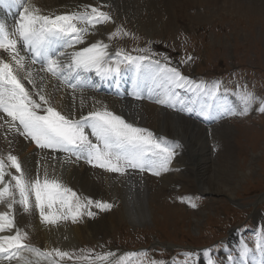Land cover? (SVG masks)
<instances>
[{"label": "bare ground", "instance_id": "6f19581e", "mask_svg": "<svg viewBox=\"0 0 264 264\" xmlns=\"http://www.w3.org/2000/svg\"><path fill=\"white\" fill-rule=\"evenodd\" d=\"M98 1L24 0V3L38 6L42 14L55 16L83 11L82 6L85 5L98 7ZM100 1L107 2L116 8L118 13L119 10L132 11L133 13L140 9H147L149 12L156 11L157 14L153 18V25L156 28L159 25L176 26V22L181 19L193 18L195 15L188 12L191 8L197 11L196 17L206 16L209 10H216L217 5L225 3H230V6L238 11H264V0ZM21 10L22 7L15 5L12 7L0 5V23L5 24L10 31L13 30ZM109 34L105 22L97 24L88 33H85L83 44L76 45L75 50L101 41L108 45L110 53L108 59L112 60L115 58L117 50L108 40ZM73 50L56 47L57 53ZM20 54L31 62L33 53L29 49L20 46ZM0 56L9 59L6 52L0 51ZM59 59L67 63L70 57L61 56ZM163 63L161 62V64ZM31 66L36 87L33 88V85L26 80L23 82L26 88L33 92L35 99H39L35 96L36 89L42 88L43 94L49 99L50 106L72 119H79L81 116H87L90 111L101 110L102 107H106L116 115L122 116L128 123L148 127L152 134H155L156 139H162V143L173 146V150H175L168 170L161 171L160 175L153 174V171L147 168L143 171L139 168H128L125 173L116 174L87 163L85 157L78 160L75 155H69L60 150L42 149L30 138L23 136L16 135L14 142L9 146L5 140L7 133L5 126L0 129V154L6 155L11 148L12 154L18 156L31 178H35L39 174L43 179L45 172H47L49 178L58 179L70 188H84L97 196L106 195L104 197L122 200L123 210L120 208L119 213H110L109 218L116 220L127 218L133 225L144 224L149 219L150 198L154 197L159 200L170 193L177 192L185 195L186 192H192L195 188L193 183L195 177L198 178L201 191L224 193L230 199L234 195L233 187L236 185L233 181L236 157L235 145L233 146L231 141L234 128L229 125L227 120L223 119V116L228 114V110L232 109L233 112H236L242 109L241 102L237 103L233 96L221 91H216L215 94H205L202 91H190L188 87L184 90L175 88L177 99L173 107L157 102L162 98L161 82L153 79L151 72L138 73L136 68L131 65L127 67L122 64L119 74L107 77L97 74L95 69L82 72L79 82L75 79L72 80L73 84L78 85L75 88L44 71L45 65L39 59ZM184 76L190 77V75ZM192 94L202 95L195 102V109L194 106L186 104L187 100L192 98ZM204 96H207L206 100L203 99ZM207 104L215 105L214 113L205 114L201 108L198 109V107H206ZM188 109L192 114L198 112V116L189 115ZM4 115L0 113V116ZM5 119H7L6 116ZM212 133V141H208L207 136ZM86 134L93 143H96L95 137L91 136V128L86 129ZM12 139V135L8 134V140ZM9 171L15 173L14 169H9ZM59 171L64 176L63 179L60 178ZM5 179H10V177ZM238 180L236 179V184H238ZM260 198H264V194ZM32 199L34 202V197ZM0 211H7L6 205L0 204ZM14 215L17 226L33 237V243L28 244L44 252H48L60 244L64 243L65 245L68 243V239H77L81 235V225L79 226L74 221L72 225L63 224L59 221L55 224L45 223L40 217L39 210L35 208L31 213H26L19 204H16L14 205ZM254 217L259 225L264 223L262 212H256ZM108 222L113 221L108 220ZM87 225L89 230L95 232L101 227L104 228L105 224L101 218L100 221L89 220ZM10 233L12 234V232L8 234ZM229 237L238 248L236 250L237 255L229 256L226 249L221 255V261L214 264H264V244L259 242L254 250H249L246 255L241 256V249L244 244L240 242L238 233L233 230ZM21 254L27 257L31 264H60L57 258L55 261L50 260V258H37L33 253L26 250L22 251ZM211 257L208 251H201L198 254L197 264H207ZM0 264H24V262L0 258Z\"/></svg>", "mask_w": 264, "mask_h": 264}, {"label": "rangeland", "instance_id": "374dc122", "mask_svg": "<svg viewBox=\"0 0 264 264\" xmlns=\"http://www.w3.org/2000/svg\"><path fill=\"white\" fill-rule=\"evenodd\" d=\"M217 6L200 18L191 8L188 12L195 15L193 18L179 19L176 26L156 28L153 25L156 11L140 9L133 13L117 8L119 13H126L119 14L107 2L98 1V8L111 16V20L105 21L109 33L117 29L128 33L111 38L109 34L108 40L116 50L167 62L183 75H191L195 83L219 82V91L233 96L237 103H240L239 94L245 90L258 98L246 114L234 111L237 114L223 116L234 128L231 139L236 157L234 195L230 199L224 193L201 191L195 177L192 192L170 193L159 200L150 198L149 219L144 224L133 225L127 218H109L110 213L123 210L122 200L97 196L84 188H71L81 200L105 201L112 207L100 210L92 206L93 216H88L85 210L75 220L74 223L81 225V235L54 247L74 254L72 259H60V264H117L121 258L124 264H197L198 255H195L201 251H208L215 263L221 261L226 249L229 256L237 255L238 248L229 237L233 230L248 251L259 245V238L260 244H264V223L259 225L254 217L258 211L264 214V198H260L264 194V112L259 111L260 101H264V11H238L230 3ZM196 95L186 102L194 109L198 97H202ZM214 107L207 104L198 109L214 113ZM188 114L198 116V112L192 114L190 110ZM133 125L151 132L143 125ZM211 137L213 133L207 136L208 141H212ZM59 175L64 178L60 171ZM101 218L104 228L95 232L88 229L89 220ZM58 221L73 224L70 216ZM4 233L0 234L9 235ZM28 234L25 241L33 243V237ZM109 253L106 261L96 258ZM82 256L89 259H76Z\"/></svg>", "mask_w": 264, "mask_h": 264}, {"label": "snow or ice", "instance_id": "6c2138e0", "mask_svg": "<svg viewBox=\"0 0 264 264\" xmlns=\"http://www.w3.org/2000/svg\"><path fill=\"white\" fill-rule=\"evenodd\" d=\"M0 5L22 7L13 30L10 31L5 24L0 23V51L6 52L9 57L5 59L0 56V113L5 114L0 116V121H3L0 129L7 127L5 140L9 146L14 142L15 136L19 135L30 138L42 149L60 150L75 155L78 160L85 157L87 163L109 172L123 174L128 168H139L141 171L147 168L153 174L160 175L161 171L168 170L175 155L173 146H165L162 139L157 140L148 129L128 123L106 107L90 111L87 116L79 119H72L50 106L42 88L36 89L35 96L39 99H35L33 92L23 82L26 80L33 88L36 87L31 65L39 59L45 65L44 71L73 88L78 85L73 84L72 80L79 82L82 72L95 69L97 74L107 77L119 74L122 64L131 65L138 73L151 72L153 79L161 82L162 98L157 102L173 107L177 99L175 88L187 86L193 92L215 94L219 90V82L214 85L195 83L177 68L170 67L167 62L161 64L159 60L153 61L145 55L132 56L123 49L117 50L115 58L109 60L108 45L101 41L75 50L76 45L83 44L85 33L97 24L111 20V16L98 7L85 5L82 6L83 11L54 16L42 14L38 6L25 4L24 0H0ZM117 35L128 33L117 29L110 34V38ZM20 46L33 53L31 62L20 54ZM53 46L74 50L57 53ZM61 56L70 57V60L64 63L59 59ZM239 99L242 105L238 113L240 115L246 114L258 100L247 90L239 94ZM201 111L205 112L204 109ZM259 111L264 112V101H260ZM228 114L237 113L228 110ZM87 128H91V136L95 137L96 143L86 134ZM8 134L12 135V140H8ZM9 169H14L15 173ZM6 177L10 179H5ZM0 204L7 207V211H0V233L12 232L0 235V258L20 260L24 264H31L21 254L24 250L37 258H50L52 261L56 258L72 259L74 254L59 248L44 252L25 244L23 241L27 233L16 224L14 205L19 204L26 213H31L33 208L39 210L42 221L49 224L68 219L69 216L75 222L85 210L88 216H93L92 206L100 210L112 207L105 201H93L89 198L81 200L75 191L60 180L49 178L47 172L43 179L39 174L31 178L18 156L12 154L11 148L6 155L0 154ZM247 251L245 245L241 249V256L246 255ZM109 255L111 254L96 258L106 261ZM76 259L87 260L89 257ZM117 264H124V258ZM207 264H214V261L209 259Z\"/></svg>", "mask_w": 264, "mask_h": 264}]
</instances>
